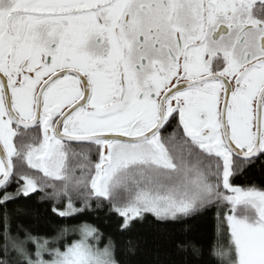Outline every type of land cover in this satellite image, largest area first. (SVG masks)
Here are the masks:
<instances>
[{
  "label": "snow or ice",
  "instance_id": "obj_1",
  "mask_svg": "<svg viewBox=\"0 0 264 264\" xmlns=\"http://www.w3.org/2000/svg\"><path fill=\"white\" fill-rule=\"evenodd\" d=\"M211 208L177 251L264 264V0H0V264H120L68 222Z\"/></svg>",
  "mask_w": 264,
  "mask_h": 264
},
{
  "label": "trees",
  "instance_id": "obj_2",
  "mask_svg": "<svg viewBox=\"0 0 264 264\" xmlns=\"http://www.w3.org/2000/svg\"><path fill=\"white\" fill-rule=\"evenodd\" d=\"M261 173L253 171L238 177L233 182L236 185L247 186L250 183L261 185ZM40 215H44L46 204L29 202ZM216 209L211 208L198 213L181 222L157 221L149 216L142 223H137L131 231L119 232L115 217H107L103 212L89 213L79 220L68 223H91L98 227L105 236H111L116 244V257L120 264H197L191 257L177 251L175 243L178 239H191L204 245L205 248L213 240V225ZM76 233H70L66 239L70 242L77 239ZM136 245L134 251H129L128 241Z\"/></svg>",
  "mask_w": 264,
  "mask_h": 264
},
{
  "label": "rangeland",
  "instance_id": "obj_3",
  "mask_svg": "<svg viewBox=\"0 0 264 264\" xmlns=\"http://www.w3.org/2000/svg\"><path fill=\"white\" fill-rule=\"evenodd\" d=\"M77 235H78V234H77ZM78 238H79V237H78ZM78 238H77V239H78Z\"/></svg>",
  "mask_w": 264,
  "mask_h": 264
}]
</instances>
